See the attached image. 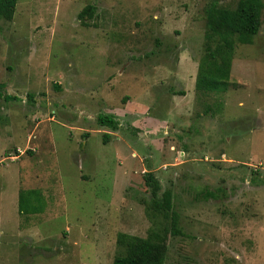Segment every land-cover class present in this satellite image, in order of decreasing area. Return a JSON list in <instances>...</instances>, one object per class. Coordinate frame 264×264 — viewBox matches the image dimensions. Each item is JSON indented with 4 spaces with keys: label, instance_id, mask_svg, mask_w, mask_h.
<instances>
[{
    "label": "rangeland",
    "instance_id": "obj_1",
    "mask_svg": "<svg viewBox=\"0 0 264 264\" xmlns=\"http://www.w3.org/2000/svg\"><path fill=\"white\" fill-rule=\"evenodd\" d=\"M212 1L238 0H17L0 18V264H112L120 234L165 223L147 171L179 217L164 264H264V0L226 90L203 92Z\"/></svg>",
    "mask_w": 264,
    "mask_h": 264
},
{
    "label": "trees",
    "instance_id": "obj_2",
    "mask_svg": "<svg viewBox=\"0 0 264 264\" xmlns=\"http://www.w3.org/2000/svg\"><path fill=\"white\" fill-rule=\"evenodd\" d=\"M16 3L17 0H0V18L11 20ZM262 8V0H238L233 7L220 5L216 1L210 3L205 12L206 30L203 54L199 59L195 77L196 90L203 92L226 90L236 44L252 42L261 25ZM92 10L93 6L87 5L78 14L79 18L91 16ZM97 122L111 130L118 128L113 116L98 115ZM106 138H109L108 133L104 134V141ZM143 182L150 193L149 208L152 214L161 217L165 223L158 222V226L151 228L145 237L120 234L118 243L123 247V252L114 258L112 264H164L167 236L181 234L179 217L172 207L171 190L166 189L160 194V182L151 171L143 173ZM261 182L264 183V176ZM19 204V207L27 208L21 192Z\"/></svg>",
    "mask_w": 264,
    "mask_h": 264
}]
</instances>
